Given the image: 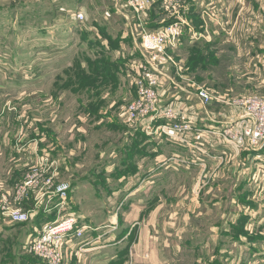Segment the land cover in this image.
I'll list each match as a JSON object with an SVG mask.
<instances>
[{
  "label": "rangeland",
  "instance_id": "1",
  "mask_svg": "<svg viewBox=\"0 0 264 264\" xmlns=\"http://www.w3.org/2000/svg\"><path fill=\"white\" fill-rule=\"evenodd\" d=\"M50 1L0 0V58H6L4 62L9 63L8 65L19 69L29 66L28 38L30 33H36L40 29V27L34 29L30 24L40 18H51L53 10ZM173 1L172 5H180L181 1L185 2V0ZM165 2L166 0L161 1L158 14L167 15L164 13L167 11ZM188 2L191 5L194 3L193 0H187L186 3ZM114 5L116 7V3ZM241 5L239 15L237 16L236 13L232 18L233 21L230 18H224L222 27L218 28L215 33L206 31L193 42L203 46L206 41L210 40L201 49L192 45L194 31L190 32L186 27L179 46L171 53L175 63L170 68L169 76L178 86L177 88L192 91L196 86H200L221 95H248L253 93L255 86H259L260 74H264V68L260 64V61L264 59V0H243ZM117 8L132 18L131 14L134 13L130 9ZM149 10L147 11L148 17ZM89 13L90 16H85L84 21H79L83 26L91 24L92 21L104 22L97 12L90 11ZM136 19L139 20V18ZM105 21L113 25L115 32L126 29L115 15L111 19L108 17ZM101 35L103 38L101 45L96 39L88 37L84 47L78 46V52L74 50V58L64 64L62 73L50 76L35 74L36 89L27 87L26 96L30 92L31 97L29 94L25 102L27 103L30 98H37L36 101L25 105L18 104L19 106L11 104L8 109L23 125H28L27 122L31 119H47L48 121L38 123L40 132H45L50 124L49 130L56 133L59 130L57 122L61 124L64 132L73 131L72 137L69 138V136L67 139L66 135L61 133V140L64 143L70 142L72 148L76 149V155L72 161L74 165L71 166L70 171H63V175L76 182H87L88 186L85 184L83 187L78 186L77 190L72 193V186L67 182L71 187L68 192V203L71 197L70 203L73 201L75 203L74 208L72 204L68 205L67 213L71 212L78 216L83 221L82 224L92 228L107 224L111 217L117 214L119 217L117 221L119 227L116 231L118 239L119 232H123L129 225H132L134 230V238L140 231L139 228H142V225L136 226V223H141V217L151 206L164 205L165 213H168L167 211L177 208V201L185 199L186 207L193 210L189 206L193 204L192 199L195 201L193 188H196L199 173L197 172L195 181L193 168L173 165L168 161L170 149L173 148H167L166 144L163 145L164 143L157 144L142 135L132 134L122 121L125 110L135 99L136 94L133 83L134 74L126 68L123 69L126 65L128 67L132 56L122 52L116 53L115 51L121 48L116 42L107 40L111 39L107 31L105 35L101 32ZM12 52L19 58L15 65L11 64L8 57ZM21 70L28 71L27 69ZM254 70L260 73L257 74V78H254ZM27 79H24L26 84L33 82ZM47 100L50 103H47ZM15 109H17V114ZM51 119L55 124L54 127L49 122ZM177 150L180 149L177 148ZM112 153L117 156L115 167L106 169L104 165ZM257 157L258 161L264 159L262 153H258ZM239 162V158L231 154L230 163L224 166L232 168L235 165L238 166ZM248 163L249 166L245 165V167L253 170L249 160ZM97 166L101 167L98 172L96 171ZM58 172L59 170L57 174ZM254 174V172L249 173L251 181L246 178L249 187L248 183H245L244 188H238L235 185L238 178L233 171L226 173L219 180L220 182H218L219 175L217 174L215 180L217 182L213 181L214 185H209L213 187L214 194L226 197L227 203L224 204L223 209H220L228 211V216L224 219L232 221L233 216L236 217L243 213V208L237 203H235L237 207L230 203L231 200L236 202L233 194L239 193L243 196L248 192L250 194L253 185L254 196L264 197V183L255 186ZM162 201L164 203H161ZM26 203L27 207L33 211H26L23 208L24 212L32 215L31 220L37 230H34L35 227L27 226L25 227L27 229L19 228L12 233H1L0 239L3 241L0 243V264H36L37 259L23 247L37 235L36 232L41 230L45 224L55 221V219L47 221L35 219L31 212L35 211L36 206L30 200L22 202L24 205ZM197 206L200 207L196 210L201 212H209L208 209L220 211L217 208L213 210L214 207L204 204V201ZM20 208L22 209L21 206ZM39 213L42 211L40 210ZM148 213L149 211L146 215ZM211 215L207 219L198 218L188 221V225L189 223L191 226L194 224L193 227L196 229L194 231L191 230L193 227L189 229L184 235L182 244L189 238H195V241L190 240L187 247L179 251L166 250L167 261L172 264H254L252 249L257 246L254 248L247 246L244 251L241 249L238 252L237 243L231 242L229 237L219 235V232L217 234V228L212 229L215 227L213 223L217 226L222 220L219 216L212 219ZM242 219L244 220L243 216ZM238 222L242 223L240 219ZM255 222L257 225V221ZM28 223L31 224V221ZM6 226L9 227V225ZM32 230L35 233L33 237ZM237 230L242 231V227L239 226ZM127 238L129 242L131 237ZM230 238H237V236L233 235ZM191 241L194 243L192 244ZM165 242L171 245L179 243L171 235H166ZM121 246L123 245L120 244L119 247ZM124 252L125 249L120 253L123 255ZM112 254L114 253H108L106 257H103L104 264L107 261L106 258L112 257ZM258 254L259 252L255 254V257L261 259L260 264H264V257H259ZM256 262L259 263V260Z\"/></svg>",
  "mask_w": 264,
  "mask_h": 264
},
{
  "label": "crops",
  "instance_id": "2",
  "mask_svg": "<svg viewBox=\"0 0 264 264\" xmlns=\"http://www.w3.org/2000/svg\"><path fill=\"white\" fill-rule=\"evenodd\" d=\"M161 1L162 0H151L152 6L149 10V17L147 16L146 19L144 18L142 20L143 25L148 29H156L168 22L172 23L175 22L174 20L178 21L182 19L186 21L190 32L194 31L193 41L190 42L194 47L201 49L203 46H206L207 44L205 43H209L210 40L206 41L203 46L193 42L206 31H213V33H215L218 28L222 27L224 18L227 17L233 21V16L236 13L237 16L239 15L243 0H193L194 3L192 5L189 2L186 3L187 0H185V2L181 1L180 5H167L165 8L167 11L164 10V13H167V15L158 14V9H161ZM169 1L170 0H166L165 3L167 4ZM50 2L52 3L53 10L51 18H40L38 21H34L30 24L34 29L37 27H40V29L36 33H30L28 38L29 66L20 69L14 68L8 65L9 63L4 62L6 58H0V201L3 197H6L9 203L14 206L16 205L15 195L17 189L30 171V166L36 160V157L41 156L43 153H50L53 159L58 161L59 172L57 174V182H69L72 186V193L77 190L78 186L83 187L84 184L85 186L88 185H86L87 182L77 181V183L76 181L65 178L63 175V171H70L71 166L74 165L72 161L76 155V149L72 148L70 142L64 143L61 140V133H64L67 139L69 136V138L72 137L73 131L64 132L61 124L56 121L59 128L56 133L49 130L50 124H48V129L46 128L47 130L45 132H40V124L38 123H40V121H48L47 119H31V121L29 120L27 122L28 125H23L20 124L17 116L9 111L8 106L11 104L17 106L25 105L36 101L37 98H30L27 103L25 102L26 97L30 94L29 92L26 96L27 87L29 89H36L37 83L35 82V74L50 76L62 73L64 64L69 59L74 58V50H79L77 47L80 45L84 47L88 37H90V39H96L98 41L97 43L101 45V39H103L101 32H104L105 35V31H107L108 35L111 36V39L109 38L107 40L116 42L119 44V48H121L115 51L116 53L118 52L119 54V52H122L124 54H129L132 56V59L133 56L138 58L137 55L141 51V40L138 36L139 20L136 19L137 17L135 14H131L132 18H130V15L121 12L115 7L114 3L116 2L114 0H51ZM172 3H174V1ZM54 6L56 8H54ZM90 11L97 12L105 23L92 21L91 24L83 26L76 20V13L80 12L84 15L86 14L85 16L88 17L90 16ZM114 15L125 26L126 29L124 31L115 32L112 28L113 25H111L110 22L106 23L105 19H108V17L111 19ZM171 19L174 20L171 21ZM8 57L13 65H15L17 59H19L13 52L9 53ZM260 64L264 68V59L260 61ZM125 68L131 71L129 63L128 67L126 65L123 69ZM21 69H27L28 71H23ZM256 70H254L255 75L253 73L254 78H257V74H260L256 72ZM24 79L33 82L26 84ZM258 85L259 86H255L252 92H257L264 98V74H260ZM172 92L174 94L180 93L183 96L186 95L181 88L173 90ZM29 97H31V94ZM47 103H50L49 100H47ZM49 122L53 127L55 126L52 119ZM28 129L30 131H28ZM163 145L167 146V148H173L170 149L171 153L169 154V158L181 152L184 153L183 150H177V148L171 144L164 143ZM115 153L110 155V159H108L107 163L104 165L106 169H111L116 164L115 159L117 156ZM261 153L264 157V152ZM231 154L239 158V165H235L232 168H226V166L222 167L218 172L219 176L217 175L218 182H220L219 180H221L226 173H231L233 171V174L238 178L235 184L238 188L245 187V183H248L246 178L250 179L249 173L251 172H254L259 177V184L264 183V161L261 165L259 162H255L252 158L248 157V154L237 155L234 152ZM231 154L227 158L225 165L230 163ZM248 160L251 162L253 170L245 167V165L249 166ZM100 169L101 167L97 166L96 171L98 172ZM192 171L194 172L193 177L196 181L198 170L194 168ZM249 181H251V179ZM213 183H211V185ZM208 186L201 189L199 193L193 188V197L195 201L192 199L191 201L193 204L189 206L192 207L193 210L186 207L185 199L177 201V208L167 211L168 213H165L166 210H164V205L157 204L154 207L151 206L145 212L144 216L141 217V223H136V226L142 225V228H139L140 231L137 232L134 238V230L132 229V225H129L123 232H119L118 239L116 231L119 227V223L117 224L119 217L116 214L113 218L111 217L112 220L110 219L107 224L99 226L97 228L98 230L90 235L91 238L86 240V243L89 244L85 246L82 253H78V255L73 254V259L70 264H104L102 260L104 259L103 257H106L108 253L115 254V252V256L112 254V257L106 258L107 261L105 264H172L166 259V250L179 251L187 247L186 245L190 243V240L195 241V238H189L182 244L184 235L188 233L191 227L195 226L194 224L191 226L190 223L188 225V221L198 218L207 219L210 218V214H212V219L219 216L222 220V222L220 221V223H222L221 225L219 223V225L216 226L213 223L215 227L212 229L215 230L217 228V234L219 232V235L227 238L229 237L231 242L237 243L238 252L241 249H243L241 251H244L247 246L251 248L257 246L252 249L253 261L255 262L254 264H260L261 259H257L255 254L259 252L257 256L264 257V253H262L264 252V215L262 216V211L264 210V197L261 195L254 196L253 185L251 186L252 193L250 194L249 192L244 196L239 193H236V195L233 194L232 196L236 198V202L231 200L230 203L234 207H237V205L242 207L243 213L241 215L238 214L236 217L233 216V220L229 221L224 219L225 216H228V211L220 210L223 209L224 204L227 203V200H225L226 197L214 194L213 187ZM238 188L237 191L240 192ZM71 199L69 203L67 202V210L68 205L72 204L73 208L75 206L74 201L70 203ZM26 200H30V202L36 206L35 211L31 212L34 214L35 219L47 221L55 217L54 214L57 213L54 207L55 202L46 207L45 203L43 204L41 200L35 199V195L30 196ZM201 201H204V204H210L211 207H214L213 210L217 208L220 211H211L208 209L209 212H201L196 210L200 207H198L197 204L202 203ZM161 203H164V201ZM235 203H237V205ZM21 207L26 211H33L27 207V203L25 205L22 204ZM40 210L42 213H39ZM148 211L149 213L146 215ZM2 214L3 213L0 212V234L12 233L19 228L27 229L25 228L27 226H30V228L36 226L32 220L31 224H14ZM239 219L242 222L240 224L238 222ZM172 220H175V222H172ZM255 221H257V225ZM225 222L226 224H224ZM249 222L254 223L250 224ZM6 225H9V227ZM239 226L242 227V231L237 230ZM195 229L196 228L193 227L191 230L194 231ZM34 230H37V228L35 227ZM34 230H32V237L35 236ZM39 231H37L36 234ZM166 235H171L175 240H178L179 243L176 245L166 243ZM233 235H236L237 238H230ZM35 237H33V239ZM127 237H131L129 242H127ZM32 240L27 242V244ZM2 241L3 240L0 239V243ZM192 241L191 243L193 244L194 242ZM126 242L128 244L125 246ZM120 244L123 245L124 248H122L123 246L119 247ZM26 245L23 247L24 250H26ZM124 249L125 252L122 255L120 252ZM249 250L252 251L251 249ZM258 260L259 263L256 262Z\"/></svg>",
  "mask_w": 264,
  "mask_h": 264
},
{
  "label": "built area",
  "instance_id": "3",
  "mask_svg": "<svg viewBox=\"0 0 264 264\" xmlns=\"http://www.w3.org/2000/svg\"><path fill=\"white\" fill-rule=\"evenodd\" d=\"M114 1L116 7L130 9L140 22L141 51L129 62L136 94L122 116L132 134L141 133L157 144L168 143L183 150L168 161L198 170L197 193L214 181L233 152L248 154L262 165L264 159L258 161L257 154L264 152V98L257 93L221 95L200 86L192 91L181 88L184 96L174 94L172 91L180 88L169 76L175 63L171 53L179 46L187 23L180 19L148 29L142 20L152 6L151 0ZM76 17L85 20L83 13L78 12ZM58 169V161L50 153L37 156L16 191L18 204H10L6 197L0 201V212L14 224L31 221L30 213L20 206L32 193L46 207L55 202V221L45 224L26 247L37 259L36 264H70L73 254L82 253L89 244L86 240L98 230L67 213L71 187L67 182H57ZM253 183H260L256 174Z\"/></svg>",
  "mask_w": 264,
  "mask_h": 264
},
{
  "label": "trees",
  "instance_id": "4",
  "mask_svg": "<svg viewBox=\"0 0 264 264\" xmlns=\"http://www.w3.org/2000/svg\"><path fill=\"white\" fill-rule=\"evenodd\" d=\"M171 23V22H170ZM170 23H166L165 25H168V24H170ZM164 26V25H163ZM157 29V28H156ZM135 135H137V134H135ZM138 135H142L141 133H138ZM143 136V135H142ZM53 219H55V218H53Z\"/></svg>",
  "mask_w": 264,
  "mask_h": 264
},
{
  "label": "bare ground",
  "instance_id": "5",
  "mask_svg": "<svg viewBox=\"0 0 264 264\" xmlns=\"http://www.w3.org/2000/svg\"><path fill=\"white\" fill-rule=\"evenodd\" d=\"M77 18V17H76ZM78 20V19H77ZM79 21V20H78ZM81 22V21H80Z\"/></svg>",
  "mask_w": 264,
  "mask_h": 264
}]
</instances>
